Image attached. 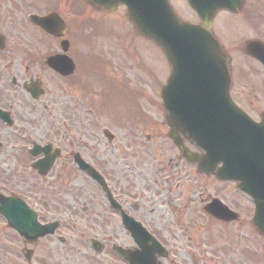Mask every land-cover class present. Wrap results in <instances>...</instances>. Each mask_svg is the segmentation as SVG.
Instances as JSON below:
<instances>
[{
  "label": "flooded vegetation",
  "instance_id": "af4514ba",
  "mask_svg": "<svg viewBox=\"0 0 264 264\" xmlns=\"http://www.w3.org/2000/svg\"><path fill=\"white\" fill-rule=\"evenodd\" d=\"M18 3L0 1V264H62L67 230L92 264H264V65L246 51L264 45V22L244 23L250 37L213 24L230 102L200 112L177 100L170 140L161 100L130 103L125 54L68 51L62 76L51 61L62 69L74 37L42 30L62 0ZM80 6L93 33L107 29L108 13ZM135 78L138 93L162 87L151 69Z\"/></svg>",
  "mask_w": 264,
  "mask_h": 264
},
{
  "label": "water",
  "instance_id": "95a60500",
  "mask_svg": "<svg viewBox=\"0 0 264 264\" xmlns=\"http://www.w3.org/2000/svg\"><path fill=\"white\" fill-rule=\"evenodd\" d=\"M85 1L107 11L114 10L119 4L125 5L128 18L135 29L161 49L171 67L169 79L161 91L163 105L168 112L166 120L169 126L173 122V101L176 94L181 96L179 101H190L187 104L189 108L195 103L200 104L198 107L202 109L209 92L208 83L212 80L217 82L220 79L222 83L225 79L228 80L227 60L208 29L216 10L238 12L242 0H186L199 17L198 25L180 22L167 0ZM49 17L54 23V15ZM53 27L55 28L54 25ZM53 27L50 25L46 29L52 34ZM64 30L65 25L62 22V33ZM65 50L66 46H64ZM250 54L256 55L253 49H250ZM260 60L264 62V57ZM51 63L56 70L62 71V75L69 74L73 70L71 61L64 55L62 69L54 66L53 61ZM195 104L194 109H196Z\"/></svg>",
  "mask_w": 264,
  "mask_h": 264
},
{
  "label": "rangeland",
  "instance_id": "374dc122",
  "mask_svg": "<svg viewBox=\"0 0 264 264\" xmlns=\"http://www.w3.org/2000/svg\"><path fill=\"white\" fill-rule=\"evenodd\" d=\"M1 4L3 5L4 9H8V6H14L15 4H18V2L24 1L23 4L27 8H24L23 10H28V5L30 3V0H0ZM18 1V2H16ZM33 3H36L40 0H31ZM172 8L174 9L175 13L182 19L189 21V22H198V19L194 15V13L188 8L187 4L184 0H169ZM31 5V3L29 4ZM81 3L77 2L76 0H62V7H60V12L62 14V18L66 21L67 24H69L71 27H76V35L73 34L74 30H71V34L67 33V37L71 36L74 37L73 39L77 40L76 43L73 44L72 47V54L74 53H94L101 51L102 53H123L125 54V57L129 59L130 63V70H128V77L130 78V85L128 88H130V91L127 90L128 97L130 103L138 100L143 101L149 98V100H158V94L155 93L152 88L147 89L145 93L137 92L134 87L141 88L144 86V82H138L135 78V75H137L138 72L149 70L151 69V72H158L159 81H162V84H164L167 73H168V65L165 62V59L163 56H161L160 51L157 47L150 44L149 42L143 40L142 38L138 37L137 35L134 36L136 38V41H133L132 37L127 29V24H124L122 22L125 21V17L123 12H118L115 15H107L102 16V22L101 25L107 30H111L114 32H118L119 30L117 27H120L122 31V37L121 35L113 34L110 32V34H105L101 30H97L96 33H91L89 37L86 36L87 32H91V28H93L95 22L92 20L85 19L84 11H82V8L79 6ZM39 9H42V6L39 7ZM120 10H123L120 8ZM83 12V13H82ZM225 13V12H224ZM240 13V14H239ZM236 16L229 15L227 13L220 14L217 21H223L220 25L221 31L223 29H227L226 26L230 27V29L235 28L233 24H235L237 27L242 28L244 36L250 37L252 36V25L245 26V22L253 23L255 21L264 22V0H244V5L242 10L239 12ZM84 19L86 20V25L81 22ZM99 25V24H98ZM251 26V29H250ZM89 28V29H88ZM116 30V31H115ZM119 33V32H118ZM223 33V31H222ZM250 33V34H249ZM264 33V32H263ZM80 36H79V35ZM224 34V33H223ZM121 37L122 39H119L117 42L122 43L123 46L128 45L126 49H122V47H116V49L113 51L115 41L113 42V37ZM224 38V36H223ZM132 64L135 66L132 70ZM136 64V65H135ZM138 65V67H137ZM137 67V68H136ZM108 68H110L108 66ZM155 69V70H154ZM102 74V73H101ZM116 74V73H114ZM117 75V74H116ZM166 77H165V76ZM104 81L108 80L103 76ZM108 82V81H107ZM147 83H149V80H146ZM107 84V83H106ZM113 85H116L115 80H113V83L110 85L113 88ZM117 86V85H116ZM118 87V86H117ZM145 96V97H144ZM133 100V101H132ZM148 100V99H147ZM113 104H116L115 101H111ZM119 110L116 108V111ZM122 112V110H120ZM106 124H101L100 127L105 126ZM103 162V160H101ZM104 164V163H103ZM63 203L65 200L62 197ZM66 233H62V237L69 240V246L67 250L64 252L62 251V264H92L89 257L86 255H83L82 253L88 252L86 249V246H80L78 242L74 239V231L67 230Z\"/></svg>",
  "mask_w": 264,
  "mask_h": 264
}]
</instances>
